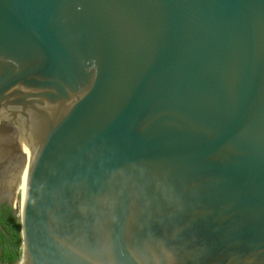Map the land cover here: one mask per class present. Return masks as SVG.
I'll list each match as a JSON object with an SVG mask.
<instances>
[{
	"label": "water",
	"instance_id": "water-1",
	"mask_svg": "<svg viewBox=\"0 0 264 264\" xmlns=\"http://www.w3.org/2000/svg\"><path fill=\"white\" fill-rule=\"evenodd\" d=\"M0 264H264V0H0Z\"/></svg>",
	"mask_w": 264,
	"mask_h": 264
}]
</instances>
